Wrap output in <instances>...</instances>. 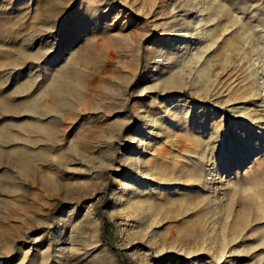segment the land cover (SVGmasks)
Masks as SVG:
<instances>
[{"label":"rangeland","instance_id":"rangeland-1","mask_svg":"<svg viewBox=\"0 0 264 264\" xmlns=\"http://www.w3.org/2000/svg\"><path fill=\"white\" fill-rule=\"evenodd\" d=\"M110 1L0 0V264H264V0Z\"/></svg>","mask_w":264,"mask_h":264},{"label":"bare ground","instance_id":"bare-ground-1","mask_svg":"<svg viewBox=\"0 0 264 264\" xmlns=\"http://www.w3.org/2000/svg\"><path fill=\"white\" fill-rule=\"evenodd\" d=\"M115 4H116V0H111L109 5L111 6V5H115ZM198 23H199V21H195V22H194V29H196V28L199 26ZM169 81H170V80H169ZM136 165H137V167H139V162H138L137 160H136ZM125 185H126L125 189L128 190V188H127V187H128V186H127V185H128L127 182L125 183ZM147 192H148V191H147ZM130 205H131L133 208H136L137 206L142 205V204H141V202L139 203V202H137V201H132ZM86 213H87L88 216L91 215V208H90V207H87V209H86ZM150 226H151V225H149L148 228H149ZM143 229H144V228H143ZM143 229H142V230H143ZM143 232H144L145 234H147L148 231H147V229H146V230H143ZM166 239H167V238H166ZM155 243H156V242H155ZM155 243H154V244H155ZM170 243H171V242H170ZM180 244H181V243H180ZM155 245H157V244H155ZM178 245H179V244H178ZM158 246H160V247H159V251H164V250H167V249H171V250H175L176 252H181V253L184 252V253H186V254L191 253V252H186L185 249H182L181 247H178L177 245H173V244H172V245H171V244L168 245V244L166 243V241H164V240H163L162 242L160 241V243L158 244ZM179 246H180V245H179ZM185 248H186V247H185ZM189 249H191V248H189ZM157 251H158V250H157ZM223 254H224V252L221 254V256H223ZM146 260L148 261V258H146ZM151 260H153V259H151ZM144 262H145V261H144ZM148 262H149V261H148ZM147 264H148V263H147ZM149 264H153V262H150Z\"/></svg>","mask_w":264,"mask_h":264}]
</instances>
